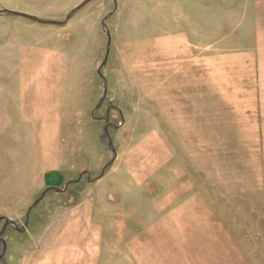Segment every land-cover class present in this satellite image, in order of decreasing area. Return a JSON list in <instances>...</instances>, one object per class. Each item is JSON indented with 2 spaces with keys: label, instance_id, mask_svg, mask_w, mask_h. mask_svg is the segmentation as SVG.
Returning a JSON list of instances; mask_svg holds the SVG:
<instances>
[{
  "label": "rangeland",
  "instance_id": "374dc122",
  "mask_svg": "<svg viewBox=\"0 0 264 264\" xmlns=\"http://www.w3.org/2000/svg\"><path fill=\"white\" fill-rule=\"evenodd\" d=\"M0 264H264V0L1 15Z\"/></svg>",
  "mask_w": 264,
  "mask_h": 264
},
{
  "label": "water",
  "instance_id": "95a60500",
  "mask_svg": "<svg viewBox=\"0 0 264 264\" xmlns=\"http://www.w3.org/2000/svg\"><path fill=\"white\" fill-rule=\"evenodd\" d=\"M94 0H87L86 2H84L80 7L76 8L75 10H73L71 12V14L69 16H67V19L65 22H56V21H42V20H38L37 18H35L34 16L28 15V14H24V13H20V12H12V11H7V10H3L0 11V16L3 14H11L14 16H18V17H22V18H26L28 20L40 23V24H45V25H54V26H61V25H65L69 19H71L72 15L79 9H81L82 7H84L87 3H90Z\"/></svg>",
  "mask_w": 264,
  "mask_h": 264
}]
</instances>
